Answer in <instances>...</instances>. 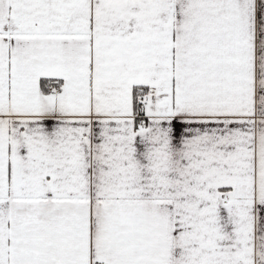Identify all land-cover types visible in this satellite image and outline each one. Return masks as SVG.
<instances>
[{
    "label": "snow or ice",
    "instance_id": "6c2138e0",
    "mask_svg": "<svg viewBox=\"0 0 264 264\" xmlns=\"http://www.w3.org/2000/svg\"><path fill=\"white\" fill-rule=\"evenodd\" d=\"M0 264H264V0H0Z\"/></svg>",
    "mask_w": 264,
    "mask_h": 264
}]
</instances>
